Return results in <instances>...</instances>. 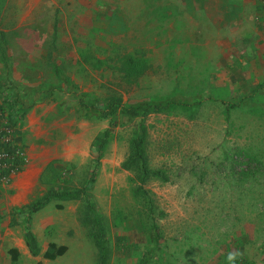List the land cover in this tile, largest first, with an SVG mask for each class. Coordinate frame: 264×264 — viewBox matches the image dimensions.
I'll list each match as a JSON object with an SVG mask.
<instances>
[{
    "label": "rangeland",
    "instance_id": "rangeland-1",
    "mask_svg": "<svg viewBox=\"0 0 264 264\" xmlns=\"http://www.w3.org/2000/svg\"><path fill=\"white\" fill-rule=\"evenodd\" d=\"M180 2L0 0L8 63L6 71L0 59V111L39 97L52 114H74L76 128L85 125L94 135L107 119L91 109L79 114L78 94L86 104L112 98L124 105L207 97L143 118L146 167L165 175H149L142 184L150 215L134 192L136 169L121 166L139 118L116 116L88 189L104 233V264H136L142 254L144 264H229L233 250L242 253L235 264H264V0H197L200 6L189 0L194 7L184 23ZM210 4L221 12L215 23L203 7ZM127 56L142 60L145 70L124 80ZM55 71L76 88L60 84ZM56 125L54 135L67 127ZM87 168L68 166L60 174L67 183L39 179V186L79 188ZM67 201L58 209L49 202L34 214L35 223L52 222L43 235L65 227L59 233L68 239L64 252L46 264H96L84 200ZM150 218L161 237L156 243ZM7 228L0 232L3 251ZM19 262L30 264L21 255Z\"/></svg>",
    "mask_w": 264,
    "mask_h": 264
},
{
    "label": "crops",
    "instance_id": "crops-1",
    "mask_svg": "<svg viewBox=\"0 0 264 264\" xmlns=\"http://www.w3.org/2000/svg\"><path fill=\"white\" fill-rule=\"evenodd\" d=\"M189 0H182L180 2L181 11H179V21L184 23L188 20V11L194 6L199 5L200 2L194 6L189 7L187 4ZM192 1V0H191ZM194 1V0H193ZM182 3V4H181ZM174 5V6H173ZM200 6V5H199ZM171 9L177 8L175 4L170 5ZM209 10L210 20L215 23L220 19L221 12L218 6H203ZM190 15V14H189ZM167 20V18H165ZM166 22V21H165ZM63 119V121H61ZM62 122L67 127L60 132L55 133L56 122ZM15 139L22 147L26 161L12 176L8 185H0V232L6 230V225L13 220L10 212L15 209H21L30 202L43 195L50 190L48 186H39L40 175L44 171L47 164L52 162V169L57 175H65L69 171L68 166L76 168H87L90 163L91 155L89 146L95 135L91 134V129L83 125L76 128L74 114L70 118V113H65L61 117H57L47 110L45 105H39V97L33 104L25 111L21 119L15 124ZM60 175V176H61ZM55 207L56 203L64 206L69 201L51 200ZM48 202V203H49ZM41 209V208H40ZM39 209V210H40ZM69 210V209H68ZM38 211V210H37ZM31 214L29 222L30 229L33 232L37 246L38 253L33 256L27 250L22 238L21 218H14L15 222L12 228H7L5 231L7 244L6 250L0 248V260L3 264H22L19 262V256H23L30 264H46V258L41 256L48 243H53L56 246L60 244L66 245L67 236L59 233L52 236L51 233L47 235L42 234V229L45 225H52V222L44 220L41 223L34 222V214ZM64 218H61V221ZM71 220L65 222L66 227L70 226ZM54 223V222H53ZM64 223V221H63ZM72 223V222H71ZM35 224V227H34ZM53 226V225H52ZM39 234V236H37ZM42 244L41 247L39 244ZM15 253L16 257L13 260L11 254Z\"/></svg>",
    "mask_w": 264,
    "mask_h": 264
},
{
    "label": "trees",
    "instance_id": "trees-1",
    "mask_svg": "<svg viewBox=\"0 0 264 264\" xmlns=\"http://www.w3.org/2000/svg\"><path fill=\"white\" fill-rule=\"evenodd\" d=\"M0 59L4 64L5 70L8 71V63H7V56L4 48V44L2 41L1 33H0ZM145 70V64L142 60L132 58V57H125L122 62L121 66V78L126 80L129 78H136L141 75ZM7 73V72H6ZM55 77L60 84L69 85L70 88L75 89L76 86L73 83H70L67 78L62 76L58 71H55ZM52 87H48L51 89ZM78 113L82 116H86V110H95L97 113L98 118H105L107 119V126L103 128L101 131L95 135L93 140L89 146V152L91 155V161L87 168V176L84 181V184L79 188H72L69 190H48L43 195L39 196L34 201L30 202L26 206L21 209H15L10 212L12 215L13 220L14 218H21V226H22V238L24 244L29 251V253L33 256L37 255L39 249L37 246L36 238L33 232L30 229V216L35 211L42 208L45 204H47L51 200H59V201H67V200H76L82 198L84 200V207H85V216L84 221H87L89 224V235L92 239L93 246L96 248L98 257L96 264H104L105 256H106V248H105V239L104 233L101 225V220L96 213L95 207L93 202L90 199L88 189L94 181V176L99 165L100 157L102 156V151L105 145L108 142V139L112 135L113 129L117 126L118 122L116 121V116L121 118L122 116L128 119L132 117H138V123L136 124V134L135 137L131 138L128 144V154L125 160L122 162L121 166L124 169H130L134 167L137 171L136 179L137 185L134 188V192L139 196L143 197L146 200L147 208L149 210V215L151 214V201L147 197L146 190L143 188L142 184L145 179L151 176H157L160 178L165 179L164 173L159 170H149L146 167V160L143 153V141H144V134L142 128V121L143 118L148 115L149 113H156L166 109H169L173 106H193L198 105L203 100L207 99L201 98L197 95H191L189 97H184L181 95H174L169 98H165L162 100L157 101H141L134 104H122L117 99L112 98H105L101 100L97 104H86L82 101V95L78 94ZM23 107V106H16L15 103H8L6 106V116L12 125H14L25 113V111L32 105ZM52 162L46 165L44 171L40 175V179L47 183L52 180H59L63 183H67L68 180H63L60 175L52 169L51 167ZM61 204L56 203L55 207L61 208ZM151 219V218H150ZM150 229L151 234L154 242H158L161 237L158 234L157 227L151 219L150 221ZM66 247L64 245L56 246L53 243H48L44 251L42 252L41 256L43 258L53 260L57 256H60ZM144 255L142 254L140 259L136 264H144ZM12 259L14 260L16 255L15 253L11 254ZM40 264V263H36Z\"/></svg>",
    "mask_w": 264,
    "mask_h": 264
},
{
    "label": "built area",
    "instance_id": "built-area-1",
    "mask_svg": "<svg viewBox=\"0 0 264 264\" xmlns=\"http://www.w3.org/2000/svg\"><path fill=\"white\" fill-rule=\"evenodd\" d=\"M15 137V125L9 123L6 112L0 111V185H8L26 161L24 151Z\"/></svg>",
    "mask_w": 264,
    "mask_h": 264
},
{
    "label": "clouds",
    "instance_id": "clouds-1",
    "mask_svg": "<svg viewBox=\"0 0 264 264\" xmlns=\"http://www.w3.org/2000/svg\"><path fill=\"white\" fill-rule=\"evenodd\" d=\"M242 256V253L239 250H233L228 252L227 260L229 264H235L236 260Z\"/></svg>",
    "mask_w": 264,
    "mask_h": 264
}]
</instances>
